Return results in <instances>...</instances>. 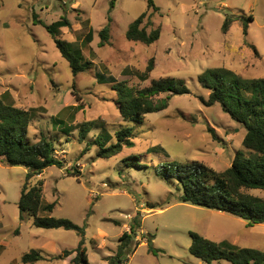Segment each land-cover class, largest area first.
<instances>
[{
	"label": "rangeland",
	"instance_id": "1",
	"mask_svg": "<svg viewBox=\"0 0 264 264\" xmlns=\"http://www.w3.org/2000/svg\"><path fill=\"white\" fill-rule=\"evenodd\" d=\"M153 2L155 8L149 0H0V96L15 107L36 111L30 138L35 142L40 134L47 135L65 165L49 167L29 182L32 187L43 181V202L56 204L40 216L85 227L87 264H108L135 218L141 227L123 264H205L190 253L191 232L264 251V224L249 227L228 213L180 203L179 182L158 172L162 164L194 160L224 171L242 149L246 129L220 104L204 103L210 92L198 76L209 68H227L244 78H264V0ZM144 13L154 22L149 31L161 29L160 39L151 45L126 37ZM228 16L238 21L224 33ZM63 17L71 27L62 28L59 38L82 48L93 64L78 76L40 23L52 25ZM249 17L253 21L245 34L240 20ZM109 22L111 44L100 47L99 32ZM89 29L94 39L85 46ZM152 58L154 71L142 81ZM98 74L106 79L99 81ZM111 76L138 89L153 79H183L190 93L173 96L166 110L133 124V146L103 158L94 139L132 127L123 122ZM89 122L93 128L81 139L80 126ZM66 127L73 130L69 135ZM27 172L0 161V264H23V255L31 250L44 257L35 264H74L77 253L54 259L79 246L76 231L39 228L28 216L21 220L19 201ZM248 192L264 198L263 190Z\"/></svg>",
	"mask_w": 264,
	"mask_h": 264
},
{
	"label": "trees",
	"instance_id": "2",
	"mask_svg": "<svg viewBox=\"0 0 264 264\" xmlns=\"http://www.w3.org/2000/svg\"><path fill=\"white\" fill-rule=\"evenodd\" d=\"M149 7L155 8L153 0H149ZM109 20L111 22V18ZM145 20L147 23L143 25ZM237 21L235 17H226L222 31L228 33ZM251 21H253L252 17L240 20L245 34L248 33ZM110 22L99 32L100 47L111 44ZM40 23L52 35L63 58L70 63L74 76L92 67V62L85 59L82 48L59 38L62 28L71 27V22L67 17H63L52 25ZM153 24L151 16L147 13L142 14L129 26L127 39L145 45L157 42L161 36V29L149 31L148 28ZM93 39L94 32L89 29L83 44L88 46ZM154 67V58H152L146 70L140 75L142 81L150 79ZM98 78L99 81L106 79L101 74H98ZM109 80L113 83L114 90L117 91L116 101L123 122L131 124L132 127L122 126L115 136L105 131L94 139L93 144L100 148L98 156L103 158H110L120 154L125 147L133 146V124L142 123L148 114L166 110L173 96L190 93L185 80L173 77L153 79L149 86L140 89L129 87L126 81L118 83L112 76ZM198 81L210 92L208 100H203L204 103L207 106L220 104L233 120L242 124L246 129L242 149L236 152L232 165L224 171H217L194 160L165 163L158 166V172L167 180L179 182L178 190L181 194L178 201L180 203L228 213L244 219L249 227L264 224V198L248 192L249 190L264 191V78L249 79L227 68H209L198 76ZM162 95L165 97L158 101L155 100ZM35 117V110L15 107L8 103L3 95L0 96V161L7 166H22L28 170L19 201L21 220H24L25 216L32 217L36 227L63 228L76 231L81 236L76 249L65 250L54 260H66L72 254L77 253L72 263L87 264L85 227L65 218L40 216L41 211L52 212L56 204L43 202V181H39L32 187L29 186V182L42 175L47 168L65 167L64 161L56 154V146L47 135L40 134L35 142L30 138L29 128ZM92 125L93 122H89L80 126L81 139H86L93 128ZM72 131L71 127L64 129L68 135ZM136 165L141 166L140 163ZM140 227V221L135 218L130 230L120 236L116 254L107 258L108 264H123L128 260L134 238ZM190 236L192 238L190 253L204 261L205 264H214L219 260H227L232 264H264L263 250L240 247L227 240L215 242L196 232H191ZM152 240L153 236L149 237V241ZM151 250L155 252L152 246ZM42 259L44 257L40 251L31 250L23 255L21 262L35 264Z\"/></svg>",
	"mask_w": 264,
	"mask_h": 264
},
{
	"label": "crops",
	"instance_id": "3",
	"mask_svg": "<svg viewBox=\"0 0 264 264\" xmlns=\"http://www.w3.org/2000/svg\"><path fill=\"white\" fill-rule=\"evenodd\" d=\"M245 223H247L244 219H242ZM129 230H130V228H129ZM228 241V240H227ZM230 242L231 243H233V244H235L234 242H232L231 240H230ZM235 245H237V244H235ZM240 247H242V246H240ZM251 248V247H250Z\"/></svg>",
	"mask_w": 264,
	"mask_h": 264
}]
</instances>
